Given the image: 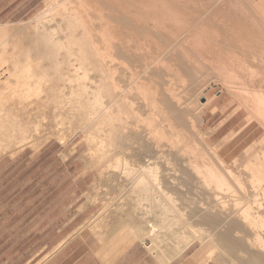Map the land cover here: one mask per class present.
<instances>
[{
    "label": "bare ground",
    "instance_id": "obj_1",
    "mask_svg": "<svg viewBox=\"0 0 264 264\" xmlns=\"http://www.w3.org/2000/svg\"><path fill=\"white\" fill-rule=\"evenodd\" d=\"M44 2L0 23V159L80 136L103 250L264 264V0Z\"/></svg>",
    "mask_w": 264,
    "mask_h": 264
},
{
    "label": "crops",
    "instance_id": "obj_2",
    "mask_svg": "<svg viewBox=\"0 0 264 264\" xmlns=\"http://www.w3.org/2000/svg\"><path fill=\"white\" fill-rule=\"evenodd\" d=\"M41 154L42 152L29 153L25 157L18 154L15 157L5 156L0 159V208L6 209L1 213V216H6L4 223L12 224L9 228L12 232L6 239L55 240L56 242L50 245L51 251L68 239L61 249L44 264H162L138 244L128 247L121 254H116L114 248L105 251L102 247L100 249L98 246H94L93 238L88 231H81L80 228L78 230V224L73 226L74 220L83 211L75 215L72 212L66 213L73 207L72 200L67 202V186L64 185V189L58 194L61 196L64 192V199L56 201L58 186L54 183L55 179H50L51 173L47 168L43 169L46 174L44 178H41L40 162L37 165L36 177L32 174L25 184L19 183L17 178L19 179L20 175L19 172H16L17 166L21 162L29 160L27 166L32 165L34 170L33 164L42 158ZM48 157L45 156L43 160L45 161ZM21 172L22 170H20ZM62 173L68 174L71 180L72 174L69 168L64 167ZM6 179L8 180L6 181ZM72 187V184L68 185L69 193L72 192ZM9 229H5L4 234ZM77 230L79 233L75 232ZM42 246L43 248L48 247V243ZM42 246L39 247V251ZM22 248L23 246H21ZM38 250L32 255L39 254Z\"/></svg>",
    "mask_w": 264,
    "mask_h": 264
},
{
    "label": "rangeland",
    "instance_id": "obj_3",
    "mask_svg": "<svg viewBox=\"0 0 264 264\" xmlns=\"http://www.w3.org/2000/svg\"><path fill=\"white\" fill-rule=\"evenodd\" d=\"M44 0H0V23L5 22H19L23 20L30 19L39 11H42L45 7ZM219 95V92L217 93ZM222 106V101L219 103V107ZM2 105L0 104V108ZM220 114L218 113L212 120L211 124L216 122ZM259 134L252 135L250 138L245 139V141L241 142L240 146L233 148L234 154L237 153L242 146L247 144V142L251 141L252 139H256ZM80 136L73 138L66 146L60 145L55 139H52L51 142H48L45 146H43L39 151H32L31 149H26L19 154L22 157H25L29 153H40L41 157L40 160H36L33 164L34 170L31 166H27L29 160H25L21 162L20 165L17 166L16 172H19V179L17 181L23 182L24 184L31 178L32 174H37V165L40 162V168L42 169V177L46 172L43 171L44 168L49 169L51 173L50 179H55L54 183L57 184V193H56V201H60L64 199V192L59 196V192L64 189V185L67 186L66 196L67 202L70 200L73 201V207L71 210H68L66 213L72 212L73 215L76 213H83L77 217L74 222L73 226H77L81 228V231H88L91 234V237L94 241V246H98L101 249L102 242L100 241V235L96 234L95 231L89 230L86 226L88 221L92 219V214H95L96 211L99 210L101 207V203H91L86 202L88 199L85 198L84 192L88 189V185L92 180V173L84 174L85 170V163L83 159L80 157L81 154L85 151L86 145L85 143H79ZM75 146L74 152L69 153V149ZM72 149V148H71ZM239 149V150H238ZM232 150V149H231ZM50 153V154H49ZM49 156L44 161V157ZM5 157V156H4ZM10 157V156H9ZM2 159V158H1ZM64 167L69 168L70 173L72 174L71 180L67 175L62 173V169ZM20 170L22 172L20 173ZM8 179H6L7 181ZM36 181V180H35ZM72 184L73 187L71 188L72 192L69 193L68 185ZM63 186V187H62ZM52 195V194H51ZM71 195V196H70ZM100 205V206H99ZM61 207V206H58ZM5 208H0V264H34L37 262L43 255L47 252L51 251L52 248L50 247L51 244H54L55 240H39V241H32V240H17V239H6L9 233L12 232L11 226L12 224H6L5 219L6 216H1V213L5 212ZM62 218V217H60ZM82 225V226H81ZM113 225L108 226L107 228H113ZM9 229L7 233L4 234V230ZM80 231V232H81ZM48 243V247L43 248L42 245ZM137 243V242H136ZM138 245H142V243L138 242ZM21 246L23 248L21 249ZM41 247V251H39V247ZM39 249V250H38ZM40 252L39 254L32 255L34 252ZM22 252L23 255H22ZM191 254V253H190ZM192 256V255H191ZM111 259V258H110Z\"/></svg>",
    "mask_w": 264,
    "mask_h": 264
}]
</instances>
